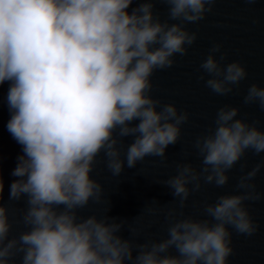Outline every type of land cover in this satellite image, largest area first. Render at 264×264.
Listing matches in <instances>:
<instances>
[{"label":"clouds","instance_id":"9594fccd","mask_svg":"<svg viewBox=\"0 0 264 264\" xmlns=\"http://www.w3.org/2000/svg\"><path fill=\"white\" fill-rule=\"evenodd\" d=\"M216 2L0 0V85L9 84L6 128L22 150L8 200L26 205L17 222L25 230L12 236L0 175V264H15L17 257L20 264H229L233 231L247 237L257 232L245 202L261 199L254 180L264 164L239 177L240 194L204 202L207 218L182 211L203 185H227L229 172L247 152L264 153V131L257 122L237 118L241 109L228 104L192 143L200 164L177 163L175 175L157 181L174 200L168 207L152 201L144 213L164 215L165 239L137 243L140 227L106 214H79L105 203L103 185L92 175L98 163L119 177L125 165L135 168L146 157L163 163L168 147L180 141L190 114L154 98L152 77L188 54L198 33L187 25L204 20ZM157 3L167 6L166 20L156 13ZM221 49L218 43L209 49L200 79L213 94L227 96L248 72L240 61L224 63L227 53ZM243 103L264 110V87L251 84ZM128 137L132 142L125 145ZM125 224L131 239L119 235Z\"/></svg>","mask_w":264,"mask_h":264},{"label":"water","instance_id":"95a60500","mask_svg":"<svg viewBox=\"0 0 264 264\" xmlns=\"http://www.w3.org/2000/svg\"><path fill=\"white\" fill-rule=\"evenodd\" d=\"M155 11L161 20L167 19L166 5L157 3ZM187 28L198 33V38L189 48L188 54L184 57L176 56V64L172 68L156 71L152 77L154 98L163 103H175L180 111L190 114L188 122L182 126L180 141L168 147L167 159L163 163L159 157H146L135 168L125 165L119 177H113L104 163H98L92 175L103 185L105 203L90 204L79 213L83 217L93 214L103 217L106 214L117 218L118 221L126 220L128 224L140 227V235L134 238L137 243L158 241L167 237L168 225L164 215H147L144 209L152 201L158 202L160 207L171 206L174 197L170 189L157 181L175 175L177 163L191 162L194 166L200 164V158L195 154L192 143L213 126L215 114L220 107L225 104L239 107L241 111L237 118L243 117L249 123L257 122V126L264 131V110H261L258 104L243 103L251 84L264 87V0H217L213 11L207 14L204 20L188 24ZM217 43L222 45L221 52L227 53L224 63L240 61L248 72L247 78L227 96L213 94L205 86V81L200 79L203 74L200 64L212 45ZM219 55L218 53V59ZM8 87L7 82L0 85V175L4 182L3 203L9 206V219L13 223L11 235L18 236L25 230L23 224L17 222L22 219V210L26 205L23 200H8V186L17 179L11 172L16 166L17 157L22 154L21 146L6 128L10 118L6 102ZM131 142V137L125 138V145ZM186 151L189 153L187 158L184 156ZM98 160H103V153ZM257 164H264V153L255 155L251 151L247 152L229 172L228 184L223 188L203 185L199 192L193 193L189 198L187 207L182 209L184 215L207 218L203 215L204 202L213 203L223 194H240L236 188L239 177ZM254 182L256 190L261 193V199L245 203L258 225V230L251 237L238 235L233 231L234 252L229 257V264H264V166ZM138 216L142 217L139 224L136 223ZM128 224H125L119 233L125 239L133 238ZM172 254H175L174 250ZM15 264H20L19 257L16 258Z\"/></svg>","mask_w":264,"mask_h":264}]
</instances>
